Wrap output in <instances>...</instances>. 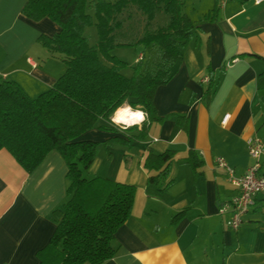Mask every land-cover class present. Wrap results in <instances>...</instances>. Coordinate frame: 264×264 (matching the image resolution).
<instances>
[{
    "label": "crops",
    "instance_id": "0c3cea01",
    "mask_svg": "<svg viewBox=\"0 0 264 264\" xmlns=\"http://www.w3.org/2000/svg\"><path fill=\"white\" fill-rule=\"evenodd\" d=\"M27 2L0 0V78L17 82L35 98L52 88L67 66L64 55L38 40L41 35H55L60 27L49 18H26L22 9ZM215 3L184 1L183 12L199 29L183 49V60L172 67L173 78L155 93L163 122L150 123L146 138L131 146L106 141L137 136L146 114L140 123L125 129L101 121L78 138L101 143L89 177L136 187L132 215L116 234L121 247L104 264H264V197H258L238 230L229 228L231 213L221 214L220 209L238 190L216 163L224 158L242 175L252 164L247 140L258 136L264 141V89H259L258 81L264 72V3L229 0L219 5L212 21ZM88 13L94 17L93 8ZM161 19L163 26L169 24L167 15ZM130 22L124 23L122 31L133 38L137 30L127 27ZM95 27L84 31L92 46L98 34L89 37L88 30ZM139 46L142 50L135 60L122 70L128 77L139 62L143 74L153 58V47ZM123 49L116 48L113 54L121 58L118 52ZM208 67L218 81L216 92L204 100ZM226 115L230 118L224 124ZM179 116L187 119L186 130L178 124ZM151 150L176 152L161 191L148 183L157 172L144 167ZM191 151L201 161L196 169L188 162ZM67 172L64 158L55 150L32 173L6 149L0 150V264H40L37 253L48 245L57 227L53 212L68 201ZM184 210L186 215L172 224Z\"/></svg>",
    "mask_w": 264,
    "mask_h": 264
},
{
    "label": "trees",
    "instance_id": "16d2710c",
    "mask_svg": "<svg viewBox=\"0 0 264 264\" xmlns=\"http://www.w3.org/2000/svg\"><path fill=\"white\" fill-rule=\"evenodd\" d=\"M90 1L28 0L22 9L30 20L49 18L60 27L55 35L38 39L44 47L64 55L67 70L52 88L31 98L17 82L0 78V150L6 149L27 173L34 172L54 150L68 167V201L53 212L57 227L48 245L37 253L40 264H104L117 254L121 245L116 234L132 215L136 187L100 176L89 177L87 172L101 143L78 138L101 121L113 123L115 112L126 104L132 109L140 107L146 114L142 128L137 136L128 140L110 138L106 144L131 146L134 141L144 140L150 123L164 121L154 103L155 93L173 78L172 67L183 60V49L196 38L199 29L183 12L185 0H95L94 17L88 13ZM129 7L144 14L147 27L157 12L167 15L169 24L132 42L136 36L124 34L125 22L119 19ZM219 10L216 0L212 21ZM91 26H96L98 34L93 46L84 35ZM122 38L131 41H120ZM139 45L157 50L160 65L155 69L148 66L141 74L143 63L139 62L128 77L122 73L128 63L113 51ZM208 72L204 100L216 92L218 81L215 71L208 67ZM258 81L263 90L264 72ZM177 119L186 130L187 119ZM175 154L174 150H151L145 160L144 167L157 172L148 183L159 191L166 185ZM188 162L194 169L201 165L193 151ZM186 213L184 210L175 215L172 224Z\"/></svg>",
    "mask_w": 264,
    "mask_h": 264
},
{
    "label": "built area",
    "instance_id": "2783aa9c",
    "mask_svg": "<svg viewBox=\"0 0 264 264\" xmlns=\"http://www.w3.org/2000/svg\"><path fill=\"white\" fill-rule=\"evenodd\" d=\"M228 1L219 0V5L223 7ZM254 1L257 4L264 3V0ZM229 118L230 115H226L223 123L226 124ZM115 125L122 129L128 127L123 124ZM247 144L252 164L242 175H237L236 171L228 165L224 158L216 160L217 166L227 171L228 180L238 190L231 202L220 209L221 214L231 213L227 226L232 230H238L241 227L244 217L255 206L258 197H264V141L258 136H253L247 140Z\"/></svg>",
    "mask_w": 264,
    "mask_h": 264
},
{
    "label": "rangeland",
    "instance_id": "374dc122",
    "mask_svg": "<svg viewBox=\"0 0 264 264\" xmlns=\"http://www.w3.org/2000/svg\"><path fill=\"white\" fill-rule=\"evenodd\" d=\"M94 3H95V0H91L89 2L90 8H93ZM162 15L163 14L161 12H157V16H156L155 20L149 24V27H147L146 18L144 16V14H142L140 11H138L135 7H131V8L129 7L128 10H125L123 12V14L119 15V19L123 20L125 23H127V21H129V19H131L130 20L131 22L127 24L128 25L127 27H129L131 25H132V27L136 26L137 35H136L135 39H131L133 42L135 40L142 38L145 35V33L153 31V30L159 28L161 25H163V21L161 19ZM95 28H90V30H88L89 37H92L93 35H95L97 33ZM119 40L120 41H128V42L131 41L130 39H125V38H122ZM140 50H142L140 46L138 48L136 46L130 47V48H125V49L120 50L118 52V55L121 56V58H119V57L118 58L125 61L126 63H128V66H129V64H131L135 60V58L138 55V53L140 52ZM152 54H153L152 55L153 58L149 64V69L150 68L155 69L160 65V54H159V52L154 49ZM128 66H127V68H128ZM134 67L131 69V70H133V73H134ZM131 70L127 69L125 71L128 74H130Z\"/></svg>",
    "mask_w": 264,
    "mask_h": 264
},
{
    "label": "clouds",
    "instance_id": "9594fccd",
    "mask_svg": "<svg viewBox=\"0 0 264 264\" xmlns=\"http://www.w3.org/2000/svg\"><path fill=\"white\" fill-rule=\"evenodd\" d=\"M145 118V113L139 110V107L134 111L131 106L119 108L113 117V123L117 125L132 126L140 123Z\"/></svg>",
    "mask_w": 264,
    "mask_h": 264
},
{
    "label": "bare ground",
    "instance_id": "6f19581e",
    "mask_svg": "<svg viewBox=\"0 0 264 264\" xmlns=\"http://www.w3.org/2000/svg\"><path fill=\"white\" fill-rule=\"evenodd\" d=\"M124 107H127V106H124ZM116 113V112H115ZM114 117V116H113Z\"/></svg>",
    "mask_w": 264,
    "mask_h": 264
}]
</instances>
